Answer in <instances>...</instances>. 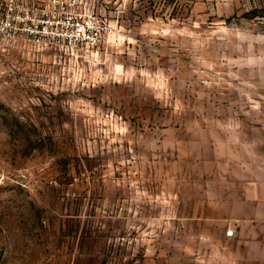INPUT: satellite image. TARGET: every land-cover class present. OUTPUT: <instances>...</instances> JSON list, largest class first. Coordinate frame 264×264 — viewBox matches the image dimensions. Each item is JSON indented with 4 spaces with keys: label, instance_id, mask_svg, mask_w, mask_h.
<instances>
[{
    "label": "rangeland",
    "instance_id": "rangeland-1",
    "mask_svg": "<svg viewBox=\"0 0 264 264\" xmlns=\"http://www.w3.org/2000/svg\"><path fill=\"white\" fill-rule=\"evenodd\" d=\"M86 1L94 47L0 41V264H256L212 194L264 170V0Z\"/></svg>",
    "mask_w": 264,
    "mask_h": 264
},
{
    "label": "built area",
    "instance_id": "built-area-1",
    "mask_svg": "<svg viewBox=\"0 0 264 264\" xmlns=\"http://www.w3.org/2000/svg\"><path fill=\"white\" fill-rule=\"evenodd\" d=\"M86 0H0V41L35 52L98 45L109 26L84 11Z\"/></svg>",
    "mask_w": 264,
    "mask_h": 264
},
{
    "label": "crops",
    "instance_id": "crops-1",
    "mask_svg": "<svg viewBox=\"0 0 264 264\" xmlns=\"http://www.w3.org/2000/svg\"><path fill=\"white\" fill-rule=\"evenodd\" d=\"M261 168L252 173V178H246L245 172L230 174L227 179L228 189L215 191L212 195L221 200V214L213 221L224 224L223 232L227 228L234 231L239 244V256L245 260H253L256 264H264V174ZM226 206L229 208L226 210ZM243 240H253L246 243ZM247 260V261H248Z\"/></svg>",
    "mask_w": 264,
    "mask_h": 264
}]
</instances>
